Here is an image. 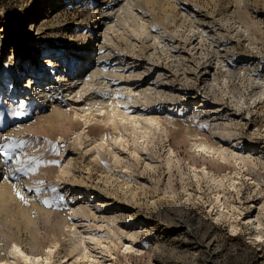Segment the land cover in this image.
Wrapping results in <instances>:
<instances>
[{
  "label": "rangeland",
  "instance_id": "rangeland-1",
  "mask_svg": "<svg viewBox=\"0 0 264 264\" xmlns=\"http://www.w3.org/2000/svg\"><path fill=\"white\" fill-rule=\"evenodd\" d=\"M108 1L112 2L66 1L60 8V20L67 26L58 30L56 24L55 37H49L51 43L57 45L56 49L46 53L40 50L32 64L21 59L11 61L9 53H2L0 72L5 75L6 71H13L15 75L21 71L17 76L21 83L29 69H40L43 78H48L50 70L54 73L52 82L61 83L68 72L66 60L70 48L79 47L86 42V35L96 30L93 28L96 20L92 21L90 17L93 13L98 19V11L116 3L108 4ZM47 2L0 0V23L15 26L23 21L30 22L36 13L42 22L46 10L41 13ZM140 5L130 19L137 21L142 16V20L138 19L140 22L147 20L146 24L150 23V26H163L168 36L162 38L160 35V39L151 41L143 35L139 39L114 23V32H110L112 40L104 44L103 55L108 56L110 65L121 57L136 60V71L145 72L139 80L124 78L123 81L139 88L151 86L164 91V99L159 97L160 100L151 104L153 109L160 104L180 109L184 102L204 101L208 104V111L214 113L213 121L220 120L222 124L231 125L232 129L241 127L233 137L235 140L232 138L234 141L263 146L264 98L262 101L253 95L255 97L256 92L264 90L261 86H264V25L261 26L264 24V0H243L240 4L237 0H142ZM237 12H240L238 15L247 13L249 20L258 24L253 35L244 32ZM149 25L148 30L155 32ZM254 36L256 39L252 42ZM95 46L91 49L94 50ZM96 51L99 52V47ZM206 65H211L209 71L205 69ZM83 74L84 71L81 76ZM158 74H162L161 77ZM171 94L177 96L174 101L169 99ZM73 96L66 97L61 93L57 97L73 118L69 130L64 129L66 124L55 121L49 110L45 111L47 120L42 121L38 118L42 115L38 109L28 112L24 105L21 110L9 114L5 110L9 108L7 104L0 107V119L5 123L3 129L0 127L1 154L5 146L10 149L3 156L13 164L20 180L28 181L30 191L27 198L36 194L42 198L36 203L68 215L69 224L74 225L72 229L65 226L51 231L48 222L46 232L39 237L40 259L27 260L26 252L19 247L21 253L12 250V255H8L10 249L7 253L3 251V255L12 257L9 264H264L263 245L250 239L252 229L244 214L247 205L253 203L254 223L261 224L259 228L264 233V159H255L257 167L252 171L242 169L235 172L229 163L215 167V160L194 146L206 141L215 144L213 140L216 138H211L208 133L212 128L211 119L206 120L202 114L194 116L184 111V115L170 120L169 124L166 123L168 138L161 137L153 127L142 135L143 138L138 135L134 139L113 129L112 123L104 126L98 122L97 119L102 120L105 115H100L95 108L87 112L91 106L88 96L79 99ZM15 102L17 106L22 103L20 97ZM214 108L218 110L215 112ZM90 112L92 121L87 127L83 116ZM18 124L22 131H15ZM121 137L124 138L121 140ZM168 148L173 154L168 153ZM203 165L217 180L223 178L221 187H225L228 194L224 191L219 202H216L214 192L218 184L212 183L208 175L205 178ZM238 172L241 174L236 176ZM231 184H234L233 188ZM90 235L95 238L94 242L81 240Z\"/></svg>",
  "mask_w": 264,
  "mask_h": 264
},
{
  "label": "bare ground",
  "instance_id": "bare-ground-1",
  "mask_svg": "<svg viewBox=\"0 0 264 264\" xmlns=\"http://www.w3.org/2000/svg\"><path fill=\"white\" fill-rule=\"evenodd\" d=\"M66 1H68V0H48L46 5H44V9L42 10V13H41V15H42L43 11L46 10L44 15L42 16V18L44 20L42 22L38 20L39 15H38V13H36L34 15L35 19L33 21H30V22L29 21L28 22L23 21L19 25H15V26H11L10 23H2V24L0 23V29H2L0 31V41L3 40L1 42V43H3V45L0 47V59H2L1 54L6 52V53H9V58L11 61H13V60L17 61V60L21 59V60H24L23 62L28 61L29 64H32L37 59V57H38L37 53L40 50L42 52L46 53V52H49L53 49H56L57 45L51 43L52 40H49V37L50 36L55 37L56 34H53V33L55 32L56 24L59 27L58 30H63L65 28V26H67V24H64L60 20V17H61L60 8L63 6L64 3H66ZM141 1L142 0H112V2L108 1L107 3L108 4L115 3V2L116 3L113 5L111 4L112 5L111 7H109L110 5L108 6V4L106 3L108 7L103 6L104 8L102 7L103 9L101 11H98V16H99L98 19L96 18L97 14L92 13L90 20H92V21L96 20V22L93 24V28L96 27V30L90 31L89 34L86 35V38H85L86 42L81 44L79 47L72 46L70 48V52L68 54V59L66 60L68 72H67L66 76L62 77L61 83H59V82L53 83L52 82L51 79H52L54 73H53V71H50V70H48L49 71L48 72L49 73L48 78L47 77L43 78L44 75L42 74L40 69H38V68H34L33 70L29 69V70H27V72H28L27 76L24 78L25 81H22L21 83L18 80L19 78H17V76L19 75V73L21 71L15 75H14L13 71H6L5 75H3L0 72L2 74L0 77V107L3 108L5 106L4 104H7L9 108H6L5 110L9 114L15 113L16 110L18 111V109L21 110L24 107V105L28 108V112H30V110H33V112H34V110L38 109L40 111V113H42V115L38 118L42 121L47 120V118L45 116V111L47 112V110H49L48 112L51 114V117L54 118V120L60 124H66L67 126L64 129L69 130L70 126L73 124V118H72L71 114L67 112L66 108L58 102V99H57L58 95L61 93H64L66 97H70V96L74 95L73 97H75L77 99H79L82 96H88V98H89L88 101L91 103V106L86 110L87 112L90 111L92 108H95L96 109L95 111L98 112L100 115H102V114L105 115V117L102 120L97 119L98 122H100L104 126H107L109 123H112L113 129L119 130V133H122V134L127 133L128 135L133 136V138L137 137L138 135L143 138L142 135L143 134L145 135L146 133H148V131H151V128H153V127L154 128L156 127V129L161 133V135H162L161 137L168 138L169 129L166 126V123L169 124L170 120L172 121L173 118L177 117L178 115L179 116L184 115L183 114L184 111H186L187 113L189 111L190 115L192 113H193V115L194 114L197 115L196 113H198L199 115L202 114V116L206 120L211 119V117H215V116H212L214 113L213 114L211 113L212 112L211 109H210L211 111H208V109H209L208 104L204 101L193 102V103H185L184 102L181 105L183 107L179 106L180 109H177V107H175V109H173V107L171 108L170 105L164 107V105L160 104L162 102H160V103H158V104H160V106L157 105L153 109L151 107V104L156 102L157 100H160L159 97L162 98L164 96L163 95L164 91H160V90L156 89L157 87H151V86H148L147 88H139L137 85H134V86H133V84L129 85L128 81L127 82L123 81L124 78L130 79V80H131V78L132 79L137 78L139 80V78L142 75L143 76L145 75V72L136 71V70H138V67L136 68V66H137L136 60L135 61L134 60L129 61V60L123 59L121 57V58L117 59V62L110 65L111 61H108V56L103 55V52L105 53V50H106L104 48V44H107L112 40V36H111L110 32L111 31L114 32V23L117 24L116 26L119 25L120 27L122 26L124 29H128L129 32L131 33V35H134L135 38L136 37L139 38V37L144 35L152 41V40H155L161 36L163 38V35L168 36V34L166 33V30L164 28H162L163 26L159 27V26L153 25V24L150 26L149 25L150 23L146 24L147 20L140 22L139 20L143 19L142 16L140 17V19L138 18L139 20L135 18L137 21L130 19V16L134 13V10L137 7H141V5H140ZM237 1L239 4L241 3V1L243 2V0H237ZM122 2H125V4H120ZM246 8L248 9V6ZM186 13L187 12H185V14ZM238 13H240V12H237L236 15H238ZM234 14L235 13H233L232 15H234ZM250 14H251V12H250ZM190 16H188V19L190 18ZM238 17H239L238 19H240L241 24H243L244 29L243 28L242 29L244 30V32L247 34L251 33L253 35V32L255 31L258 24L256 25V23L249 20L247 13L246 14L244 13L242 15H238ZM227 18H229V17H227ZM184 20H186V19H184ZM189 20H191V19H189ZM101 21H103V23H101ZM191 21H193V20H191ZM195 21L197 22V20H195ZM223 21H225V19ZM227 23H228V21H227ZM237 23H238V25H240L239 22H237ZM192 24H193V22H192ZM148 25L150 27L154 28L155 32L152 33L153 30L149 31ZM262 25H264V24H261V26ZM191 26H193V25H191ZM199 29H200V27H199ZM242 29L240 27V30H242ZM237 30H238V28H237ZM199 31H201V30H199ZM203 32H205V31L203 30ZM190 33H192V31ZM84 35H85V33L81 34L82 37ZM215 36H216V34H215ZM242 36H243V34H242ZM255 36L252 39L250 38L251 41L255 38ZM246 37H249V36L247 35ZM139 39H142V38H139ZM247 39H249V38H247ZM216 40H217V38H216ZM251 41H249V42L251 43ZM213 42L214 41H212V44H213ZM217 42H218V40H217ZM169 43H171V41ZM251 44H254V43H251ZM93 45H96L95 46L96 48L94 47V50L91 49ZM153 46H155V45H153ZM161 46H162V44H161ZM164 46L166 47L165 44H164ZM170 46H171V44H170ZM170 46L168 45V47H170ZM97 47H99V52L96 51ZM173 48H175V47H173ZM58 50H59V48H58ZM163 50H166V49H163ZM218 51H219V49H218ZM106 53L108 54L109 52H106ZM153 55L154 54L152 53L151 56H153ZM223 55H225V54H223ZM217 60H218V57H217ZM46 62H48V61H46ZM234 62L232 61L231 63H234ZM207 63H209V62H207ZM210 66L211 65H208V66L206 65L205 69L209 71L211 68ZM231 66H232V64H231ZM240 69L238 67V71H240ZM125 70H127V71H125ZM258 70H259V68H258ZM83 71H84V74L81 76V73ZM208 71H206V72H208ZM227 71H228V69H227ZM124 72L125 73L128 72L127 77L125 76ZM159 73H162V72L159 71ZM208 73H210V72H208ZM241 74H239V76ZM250 74H251V72H250ZM161 75L158 74V76H160V77H161ZM165 76H166V74H165ZM249 76H251V75H249ZM262 76H264V74ZM157 77H156V79H157ZM229 77H231V76H229ZM258 77H259V74H258ZM236 78H237V76H236ZM259 78H261V77H259ZM227 79H229V78H227ZM206 80H207V78H206ZM262 80H264V79H262ZM166 82H168V81H166ZM222 83H223V81H222ZM254 83H256V82H254ZM258 83H260V82H258ZM160 84H159V86H160ZM165 84H168V83H165ZM132 86H133V88H132ZM157 86H158V84H157ZM261 86L264 87L263 84ZM137 88H139V89H137ZM183 93H185V92H183ZM176 94H177V92H176ZM176 94H174V95L171 94V98H169V99L171 101H174L177 98ZM256 94L257 95L255 97L253 95V98H255V99L264 98V90H262L259 93L256 92ZM175 96H176V98H175ZM17 97H20V99L22 101L21 105H19V106H17L16 102H15ZM240 98H242V97H240ZM162 99H164V98H162ZM181 99H183V98H181ZM255 99H253V102ZM239 100H240V102H242L241 99H239ZM262 101H263V99H262ZM249 103H251V102H249ZM244 104H243V106H244ZM251 104H253V103H251ZM216 109H215V112L218 110V109L217 110ZM247 111H248V109H247ZM151 114H153V115H151ZM249 114L250 113L248 112V115ZM91 115H92V112H90V114H86L83 116L85 119V125L87 127H88V125H91V121H92ZM226 115H228V114H226ZM35 116H36V114H35ZM226 118H228V117H226ZM226 118H225V120H226ZM249 118L251 119V117H249ZM229 120L227 122H230ZM209 121L212 123L211 124L212 128H211V130L208 131V133H209L210 137L214 136V138H216V140H213L215 142V144H213V145H215V146L208 144L209 142L207 143V141L195 143L194 146L198 149L197 151H202V152H204V154L206 156H208L209 158L211 157L213 160H215V162L213 163V165L215 167H219V166L222 167L221 164L229 163L233 166V168L235 169L234 170L235 172H237V170L243 171L242 169H250L251 171L256 169L257 165L255 164L256 162L254 160L255 159H258V160L264 159V145L260 147V146L254 145V144L253 145H246V144L242 143V141L238 142V140L236 142V141H234L235 139L233 137H234V135L237 134L238 127L235 126L237 129H232V127L230 128L231 125L229 126L226 123L222 124L219 122L220 120L219 121H213L211 119ZM235 121L238 122L237 119ZM221 122H223V121H221ZM246 124L249 125L248 122H246ZM4 126H5V123L0 119V127L3 129ZM237 126H238V123H237ZM245 126L246 125H244L243 128H245ZM21 127L22 126L20 124L16 125L15 131H22ZM239 129H241V127ZM204 132H206V131H204ZM251 135H254V133ZM191 136L192 135H190V137ZM236 137H239V136H236ZM123 138L124 137H121L120 139L122 140ZM199 138H201V137L199 136ZM134 139H136V138H134ZM207 139H209V138H207ZM201 141H203V140H201ZM100 146H102V145H100ZM1 149L2 148L0 145V176L3 177L2 179H0V264H5L6 261L8 263V261L12 258V257L10 258V257H6L5 255H3V251L7 253L9 249L11 251L8 252V255L13 253L12 250H16V251L19 250L17 253H21L20 251L22 249L24 252H26L25 258H29L27 260H30L32 258V259L38 261L40 259L38 256H39V251L41 248V246H40L41 243H40L39 237H40L42 232H44V233L46 232V224L48 222L51 223V227H52L51 231H53L54 229H60V228L65 227V226L69 229H72V227H74V225L69 224L68 215L64 216L60 211L53 210V208H45L43 203L38 204L42 198L37 197L36 194L31 196L30 198H27L28 191H30L28 181L24 182V181L20 180V177L17 176V174L14 171L13 164L10 163L9 160L3 156L4 155L3 150H2V154H1ZM168 149H169L168 153L173 154L172 149H170V148H168ZM205 159H207V158H205ZM209 164H211V163H209ZM209 171L207 170L206 167H205V169H203L204 174H206L205 178L207 179V175H208L210 177V181L212 183L218 184V185H216L217 186L216 191H214V192H216L215 193V200H216V202H219L221 200L220 197H222V195H224L225 192H226V194H228V192L224 190V189H226L224 187L225 185H223L224 188L221 187L223 184V183L221 184V182H222L221 180H223V178L219 181V179L217 180L216 176L214 174H211V172H209ZM251 171H250V173H251ZM239 174H241V173H239V172L235 173L236 176L237 175L239 176ZM247 176H249V175H247ZM233 179L235 181L234 177H233ZM241 179H242V177H241ZM208 180H209V178H208ZM210 181H208V182H210ZM231 183H233V180L231 181ZM260 184H261V182H260ZM231 185L233 188L234 184H231ZM253 185H255V184H253ZM256 185H258V184H256ZM230 191H232V190H230ZM230 191H229V193H230ZM261 192H263V191H261ZM250 193H251V191H250ZM248 194H249V192H248ZM20 196H23V199H21ZM36 202H38V203H36ZM252 205H253V203L248 204L246 209H244V214L246 216V219H248L247 224L250 225V227H251L250 229H252V231H249V237L256 244L263 245L262 248H264V233L259 228V226H262V225L261 224L256 225L254 223V219H253L254 213L252 211V208H253ZM227 218H229V217H227ZM152 229H155V228H152ZM174 235L176 236L177 233L175 232ZM174 239L176 240V237ZM81 240H84V241L91 240L92 242H94L95 238L90 235L89 237L85 236ZM81 240H80V243H81ZM210 242H211V240H210ZM11 245H12V247H11ZM19 247H21V249H19ZM80 251L84 252L81 249H80ZM82 257H83V255H82Z\"/></svg>",
  "mask_w": 264,
  "mask_h": 264
},
{
  "label": "snow or ice",
  "instance_id": "snow-or-ice-1",
  "mask_svg": "<svg viewBox=\"0 0 264 264\" xmlns=\"http://www.w3.org/2000/svg\"><path fill=\"white\" fill-rule=\"evenodd\" d=\"M9 150H10V149H9L7 146H5L4 149H3V151H4L5 153H7ZM2 178H3V177L0 176V179H2ZM18 195H19V194H18ZM20 198L23 199V196H20Z\"/></svg>",
  "mask_w": 264,
  "mask_h": 264
}]
</instances>
